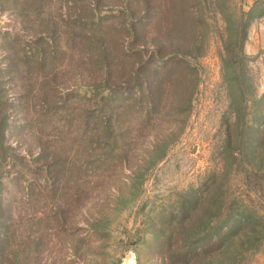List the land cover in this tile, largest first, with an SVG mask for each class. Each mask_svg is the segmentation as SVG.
Here are the masks:
<instances>
[{
	"label": "rangeland",
	"instance_id": "1",
	"mask_svg": "<svg viewBox=\"0 0 264 264\" xmlns=\"http://www.w3.org/2000/svg\"><path fill=\"white\" fill-rule=\"evenodd\" d=\"M122 4L0 0V219L17 223L19 264H119L128 250L137 264H264V0L201 4L190 110L126 118L100 159L55 111L94 72L79 24ZM174 35L169 51L186 44ZM42 100H57L47 115Z\"/></svg>",
	"mask_w": 264,
	"mask_h": 264
},
{
	"label": "trees",
	"instance_id": "2",
	"mask_svg": "<svg viewBox=\"0 0 264 264\" xmlns=\"http://www.w3.org/2000/svg\"><path fill=\"white\" fill-rule=\"evenodd\" d=\"M122 1V6L115 9H99L94 5L92 16L86 18L89 20L79 24V28H86L88 34L78 42H84L87 49L90 48L85 63L94 72L87 84L74 89L75 99L71 100L72 95L61 97L58 101L63 104L55 111V115L60 114L66 121L62 131L75 124L78 133L81 131L80 136L86 131L91 133L87 146L89 149L100 147L102 153L97 157L100 159L112 156L126 118L138 117L148 123L165 107L168 110L164 115L189 111L199 83L192 60L194 51L188 47H194L197 40L196 27L200 18L195 11L207 0ZM241 24L239 46L244 22ZM174 33L186 34V44L169 51L166 47L171 46ZM147 40L156 46L148 49L143 44ZM159 40L163 44H158ZM124 41L126 49L122 46ZM49 54L52 59L55 57L54 52ZM41 104L45 105V115L52 111L53 106L45 100ZM46 217L51 218L49 214ZM9 223L0 219V225H5L6 229L0 240V264H19L23 250L17 243H12L17 223ZM101 232V227L94 222L87 235L93 237ZM80 238L86 240L84 236ZM191 241L189 239L188 244Z\"/></svg>",
	"mask_w": 264,
	"mask_h": 264
},
{
	"label": "built area",
	"instance_id": "3",
	"mask_svg": "<svg viewBox=\"0 0 264 264\" xmlns=\"http://www.w3.org/2000/svg\"><path fill=\"white\" fill-rule=\"evenodd\" d=\"M119 264H137L135 252L133 250H128L121 258Z\"/></svg>",
	"mask_w": 264,
	"mask_h": 264
}]
</instances>
